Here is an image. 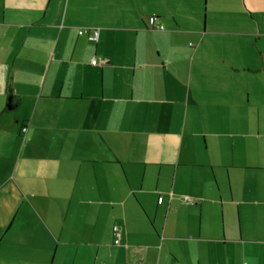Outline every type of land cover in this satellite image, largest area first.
Returning a JSON list of instances; mask_svg holds the SVG:
<instances>
[{
    "label": "crops",
    "instance_id": "0c3cea01",
    "mask_svg": "<svg viewBox=\"0 0 264 264\" xmlns=\"http://www.w3.org/2000/svg\"><path fill=\"white\" fill-rule=\"evenodd\" d=\"M0 264H264V0H0Z\"/></svg>",
    "mask_w": 264,
    "mask_h": 264
},
{
    "label": "built area",
    "instance_id": "2783aa9c",
    "mask_svg": "<svg viewBox=\"0 0 264 264\" xmlns=\"http://www.w3.org/2000/svg\"><path fill=\"white\" fill-rule=\"evenodd\" d=\"M147 25L148 27L152 28V29H157V30H163L164 29V26L160 23L157 22V17L155 15H150L147 19ZM80 32H84V33H87V37L88 39L92 40V41H95L97 40L98 38V28H82L80 29ZM91 64L95 65L96 64V60L95 59H92L91 60ZM27 130V127L26 126H23L21 128V132L23 136H25V132ZM183 200L185 201H189V197L185 196L183 197ZM113 234L115 236V239L113 240L112 243H118L119 242V231H118V227L117 226H114L113 227Z\"/></svg>",
    "mask_w": 264,
    "mask_h": 264
},
{
    "label": "rangeland",
    "instance_id": "374dc122",
    "mask_svg": "<svg viewBox=\"0 0 264 264\" xmlns=\"http://www.w3.org/2000/svg\"><path fill=\"white\" fill-rule=\"evenodd\" d=\"M113 15H114V16H117V11H114V10H113ZM147 17H148V16H147ZM147 17H146V19H147ZM191 17H192V16H191V14H190V12H189V21H192V20H191ZM2 162H4V160H3ZM5 167H8V162H7V161H5V162L2 164V168L4 169Z\"/></svg>",
    "mask_w": 264,
    "mask_h": 264
},
{
    "label": "trees",
    "instance_id": "16d2710c",
    "mask_svg": "<svg viewBox=\"0 0 264 264\" xmlns=\"http://www.w3.org/2000/svg\"><path fill=\"white\" fill-rule=\"evenodd\" d=\"M10 105H11L10 103H8V104L6 105L8 109H12V108H13V107L10 106Z\"/></svg>",
    "mask_w": 264,
    "mask_h": 264
}]
</instances>
